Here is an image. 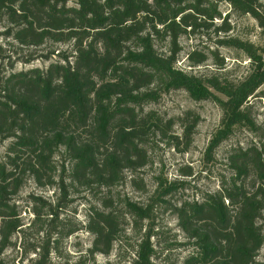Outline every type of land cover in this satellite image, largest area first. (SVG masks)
<instances>
[{
	"label": "trees",
	"instance_id": "1",
	"mask_svg": "<svg viewBox=\"0 0 264 264\" xmlns=\"http://www.w3.org/2000/svg\"><path fill=\"white\" fill-rule=\"evenodd\" d=\"M217 2L227 4L228 15L222 17ZM231 15L254 20L264 38L261 0H0V35L7 48L20 52L10 61L0 45V144L8 143L0 158V264H6L5 252L26 229L43 233L27 263L51 264L52 246L78 230L93 237L89 255L108 256L127 226L137 236L129 264H156L153 206L165 204L174 185L159 183L143 206L120 199L116 189L125 173L130 185L141 187L134 175L148 165V149L156 138L186 152L200 119L186 112L177 121L165 120L145 112L144 105L175 90L194 101L213 102L221 120L207 146L208 159L236 128L261 131L250 102L264 99V42L258 46L229 36ZM211 30L213 37L207 34ZM195 36L213 40L214 47L208 53L190 51V68L211 57L224 69L218 55L224 48L247 60L244 75L229 81L178 69L180 39ZM46 43L52 48L34 57L33 50ZM34 58L50 63L45 69L13 72L15 63L29 64ZM177 122L179 136L171 133ZM263 140L230 151L231 177L217 192L173 207L192 249L181 264H259L256 258L264 247ZM28 181L53 189L55 196L46 201L29 195L32 220L24 227L13 200ZM78 198L88 199L82 225L60 217ZM262 260L264 264V254Z\"/></svg>",
	"mask_w": 264,
	"mask_h": 264
},
{
	"label": "rangeland",
	"instance_id": "2",
	"mask_svg": "<svg viewBox=\"0 0 264 264\" xmlns=\"http://www.w3.org/2000/svg\"><path fill=\"white\" fill-rule=\"evenodd\" d=\"M211 1L216 2L217 0ZM261 1L264 4V0ZM217 4L222 17L229 14L230 8L227 4L223 2H217ZM228 22H230L232 28L229 36L249 41L258 46L263 45L264 38L255 21L251 18H238L231 15ZM217 25H219L218 22ZM1 31L2 29H0V33ZM207 34L213 37L212 30ZM5 43V39L0 35V45L7 49L5 56H10V61L19 57L18 54L13 55V53L19 52V49L7 48ZM179 47L180 53L176 67L197 77H208L215 74L229 81H235L244 75L248 66L247 60L240 53L219 48L218 55L224 59L226 64L224 69H218L213 64L211 57L202 66L190 68L186 60L187 54L193 50L208 53V49L214 47L213 40L206 42L196 36L182 37L179 41ZM51 48L50 43L44 44L33 50V53H36L34 57ZM57 48L67 49V46L58 45ZM20 58L23 60L27 58L25 51H21ZM49 63L37 58H34L29 64L17 62L13 67V72L33 68L45 69ZM250 105V114L256 125L261 128V131L254 134L244 127L236 128L232 135L220 143L212 152L210 159L205 156L206 149L212 136L219 128L221 120V112L213 102L209 100L194 101L185 91L175 90L162 93L156 102L144 105L145 112H156L165 120L173 119L177 121L186 112L194 113L200 119L195 127L192 143L186 152L179 153L156 138L152 142L153 145L151 144L148 149V165L134 175L138 182L142 181V183L140 182L141 187L130 185L129 179L131 176L125 173V180L116 189L120 199L125 196L132 202L143 206L147 204L150 197H154L159 183H163L164 186L174 185L172 193L164 199L166 203L156 201L153 206L154 236L151 241L155 247L153 261L156 264H181L183 259L192 251L186 244V239L178 227L173 207H179L183 202L200 201L206 194L217 192L221 182H225L231 177V171L227 164V156L230 151L237 147L246 149L255 145L259 139L264 137V99H253ZM171 133L175 136L180 135L181 129L178 122L173 126ZM7 145V142L0 144V158L4 154ZM181 148L182 145L179 149ZM187 172L189 175L185 174ZM29 195L41 197L46 201H52L55 196L53 189L38 188L34 183L28 181L13 200L25 224L24 227L29 226L32 220L29 212L30 206L28 205ZM87 201L88 199H75L62 212L60 217L75 224H84ZM262 223L264 231V221ZM129 229L130 227L127 226L126 234L118 237L108 256L89 255L88 250L91 248L93 237L84 230H78L73 235L59 240L52 246L51 264H129L133 258V247L137 239V236L129 233ZM42 239L43 233L39 229L24 230V233L13 239L14 246H11L5 252L6 264H28V259L34 257L31 252L32 249L40 247ZM263 254L264 247L256 258L257 263H262Z\"/></svg>",
	"mask_w": 264,
	"mask_h": 264
}]
</instances>
